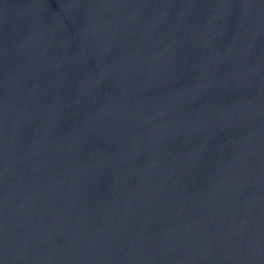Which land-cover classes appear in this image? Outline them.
<instances>
[{
	"label": "water",
	"instance_id": "water-1",
	"mask_svg": "<svg viewBox=\"0 0 264 264\" xmlns=\"http://www.w3.org/2000/svg\"><path fill=\"white\" fill-rule=\"evenodd\" d=\"M0 264H264V0H0Z\"/></svg>",
	"mask_w": 264,
	"mask_h": 264
}]
</instances>
